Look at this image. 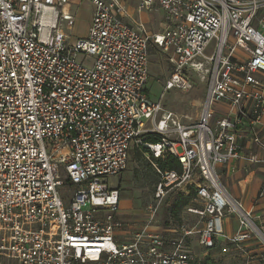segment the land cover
Returning <instances> with one entry per match:
<instances>
[{
  "label": "built area",
  "instance_id": "2783aa9c",
  "mask_svg": "<svg viewBox=\"0 0 264 264\" xmlns=\"http://www.w3.org/2000/svg\"><path fill=\"white\" fill-rule=\"evenodd\" d=\"M90 1L76 38L75 0H0V264H194L193 231L158 225L174 189L193 190L205 251L263 242L218 170L242 158L264 165V0ZM156 11L153 30L141 15ZM153 49L172 68L164 91H187L188 73L207 79L190 125L150 96ZM134 144L179 164L150 160L158 181L139 224L108 181Z\"/></svg>",
  "mask_w": 264,
  "mask_h": 264
},
{
  "label": "rangeland",
  "instance_id": "374dc122",
  "mask_svg": "<svg viewBox=\"0 0 264 264\" xmlns=\"http://www.w3.org/2000/svg\"><path fill=\"white\" fill-rule=\"evenodd\" d=\"M128 1H132L133 4L135 3V0ZM71 9L76 16L75 22L71 27V32L76 38L79 36L83 37L88 32L87 28L93 9L92 2L90 0H75V2L71 3ZM149 60L147 88L151 98L156 101L160 99L164 110L175 114L181 123L190 125L191 122L197 119L200 112L201 103L206 93L207 79H202L194 73H188L191 79V87L187 91H181L177 88L164 91L163 83L165 79L171 76L172 68L168 60H166V56L158 50L153 49L150 52ZM195 99L200 101V106L193 105ZM215 110L220 112L221 108L217 106ZM128 154L129 160L125 169L126 171L119 176L110 178L108 181L111 185L119 186L121 189L120 208H122V211L127 212L125 215L127 220L130 223L139 224L145 219L146 205L153 201L158 181V175L155 169L152 168L150 160L158 164L160 159H164L153 158V155L146 148L143 149L135 144L130 147ZM224 179L225 176L222 175L221 182H224ZM228 181L233 182V179L229 178ZM229 186V191L233 195L239 193V186L237 189L233 187L232 183ZM241 187L244 188L245 185L241 184ZM193 193L192 190L186 194V191H182L181 189L168 191L163 197L162 204L156 215L158 225L161 227L170 226L178 230L183 225L193 231V234L188 238V244L192 246L195 252L196 262L194 264H244L247 256H251L248 259L254 264L261 262L260 258L264 256V241L258 242V244L254 243L256 246H250L247 243L246 246L240 245V247H237L220 240L217 247L209 251H205L204 248L198 245L197 238L199 228L201 227L199 216L188 212L190 207L197 206V203L192 199ZM242 205L247 210H251L254 223L257 224L261 218L263 219L264 216L258 218L255 215L257 210L258 212L260 211L259 209H253L251 204L245 205L243 200ZM124 206H126V209H124ZM261 230L264 236V231L263 229ZM171 236H174V233Z\"/></svg>",
  "mask_w": 264,
  "mask_h": 264
},
{
  "label": "crops",
  "instance_id": "0c3cea01",
  "mask_svg": "<svg viewBox=\"0 0 264 264\" xmlns=\"http://www.w3.org/2000/svg\"><path fill=\"white\" fill-rule=\"evenodd\" d=\"M128 2L133 4L132 1ZM141 17L150 29L156 30V28L158 27L157 23L161 19V14L157 11L155 13H142ZM218 171L220 173V176H225L223 183L226 185L228 190L230 188V183L233 184V187L235 189H237L239 186L240 191L238 194L233 195L229 191L234 198L240 200L241 203L243 200L245 202V205L247 206L251 204L253 209H259L260 211L258 212L257 210V212L255 213L256 217L259 218L260 216H264V165H250L244 158H242L237 162H233L220 167ZM256 171H258V173H256ZM255 174L256 176H254ZM229 178L233 179V182H229ZM241 184L245 185V187L242 188ZM238 197L241 198L239 199ZM124 207V209H126V206ZM124 213L126 215L127 212L124 211ZM262 223H264V217L263 219L261 218V220H259V222L257 223L259 228L263 229L264 231V224L262 225ZM236 225V219L233 217H228L224 220V228L229 233L235 231Z\"/></svg>",
  "mask_w": 264,
  "mask_h": 264
},
{
  "label": "trees",
  "instance_id": "16d2710c",
  "mask_svg": "<svg viewBox=\"0 0 264 264\" xmlns=\"http://www.w3.org/2000/svg\"><path fill=\"white\" fill-rule=\"evenodd\" d=\"M145 140L147 141H151V142H158L160 140V136L156 135V134H149L146 133L145 134ZM141 148L143 149H147V147L140 145ZM158 166L163 168V169H176L178 168L179 164L177 162V160H175L172 157H167L164 160L158 161Z\"/></svg>",
  "mask_w": 264,
  "mask_h": 264
},
{
  "label": "bare ground",
  "instance_id": "6f19581e",
  "mask_svg": "<svg viewBox=\"0 0 264 264\" xmlns=\"http://www.w3.org/2000/svg\"><path fill=\"white\" fill-rule=\"evenodd\" d=\"M199 104H200V101H199V100H197V99H195V100H194V104H193V105H194V106H195V105H197V106H200ZM263 239H264V236H263Z\"/></svg>",
  "mask_w": 264,
  "mask_h": 264
}]
</instances>
